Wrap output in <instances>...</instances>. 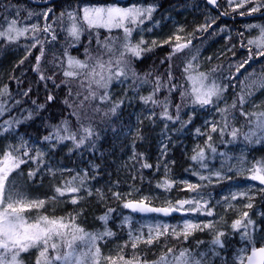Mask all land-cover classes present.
Returning a JSON list of instances; mask_svg holds the SVG:
<instances>
[{
    "label": "trees",
    "instance_id": "1",
    "mask_svg": "<svg viewBox=\"0 0 264 264\" xmlns=\"http://www.w3.org/2000/svg\"><path fill=\"white\" fill-rule=\"evenodd\" d=\"M223 2H218L219 14L207 6L206 0H129L125 3L63 0L47 6H34L25 0H0V32H7L13 21L16 28H31L15 41L0 36L3 83L0 124L6 125L5 133L9 134L10 141L20 136L44 147L48 156L61 159L70 170L66 178L84 170V179L98 190H103L102 201H97L96 195L92 194L80 204L57 209L54 213L45 208L42 215L70 222L87 233L103 229L98 219L106 217L105 228L112 233L111 243L115 246L111 258L116 260V264H123L120 257L139 261L140 264H177L176 258L181 252H186L192 260L199 259L202 254L204 259H199L202 262L208 259L207 255L213 260L217 258L210 248L208 251L206 247H195L191 237L170 234L152 240L151 244L137 242L133 248V241L125 236V228L118 229L113 220L117 212L125 213L123 202L138 200V195L123 197L118 195L120 192L146 190L152 193L155 189L161 193L162 201L186 197L188 193L181 192L182 186L178 182L192 164L190 152L195 145V133L200 134V141L204 140L202 144H207L208 152L215 149L213 153L219 154L229 147L242 146L247 150L251 163L264 165V135L258 134V139H250L249 134L255 125L251 109L246 104V101L256 97V87L264 81V64L261 63L264 57L258 55L257 50L260 49L249 43L252 39L250 32L254 31L251 26H264V18L229 19L258 13L264 7L249 14V10L256 6V0L231 8ZM79 3L156 7L153 17L165 12L174 14L190 35V43L179 51H174L173 43H165L143 47L138 57L126 53L124 59L128 63L121 65L126 75L115 77L116 60L125 51L126 37L121 30L89 27L76 18L80 28L79 39L69 38L66 35L69 27L66 13L70 10L79 13L76 10ZM260 3L264 4V0ZM45 28H48L47 32ZM23 47L26 49L12 58L10 51ZM202 52L205 57L200 71L221 87L220 95L210 103L221 118L220 125L213 128L215 131H204L198 113L192 112L202 110L207 104L201 106L192 102V87L187 79L190 68L185 71L192 58ZM67 58L78 60L86 67H70ZM100 64L104 65L103 70ZM109 66L113 78L104 88L97 81H100L101 75L107 81ZM256 66H259L258 71ZM65 71L75 75L65 76ZM185 91L188 93L186 96L182 95ZM105 93L107 97L102 99ZM50 96L52 99H49ZM149 96L158 103H145L143 98ZM241 96L244 97L243 103ZM225 97L227 100H223ZM165 103L171 119L162 116ZM117 104L119 107L113 112ZM133 111L139 112L135 122ZM65 127L68 133L77 137V141L85 136L84 142L77 146L72 139H61V136L68 135ZM87 128L92 130L91 135L84 131ZM234 130L235 137L232 135ZM0 131H3L1 127ZM161 134L169 137L162 151L158 144ZM131 152L133 160L127 162L126 157ZM91 162L92 169L88 166ZM145 164L149 167H144ZM21 168L27 171L26 166ZM166 168L170 173L171 187L159 188L155 183L167 179ZM45 181L46 177L38 179L35 175L29 182L34 185ZM105 182L115 189H106ZM220 186L213 184L205 191L216 195ZM114 190H118V194ZM253 201V208L264 213V192L257 193ZM145 203L164 207L161 200L146 199ZM174 219L177 218L168 220ZM49 251L55 255L60 253L53 249ZM161 257H166V260L161 261ZM38 259L41 264L45 263L38 256L35 262L28 264H37ZM216 264H220L219 258Z\"/></svg>",
    "mask_w": 264,
    "mask_h": 264
},
{
    "label": "rangeland",
    "instance_id": "2",
    "mask_svg": "<svg viewBox=\"0 0 264 264\" xmlns=\"http://www.w3.org/2000/svg\"><path fill=\"white\" fill-rule=\"evenodd\" d=\"M221 1V0H220ZM223 4L227 7H236L237 5L243 4L245 0H232V3H229V0H223ZM110 7H119L123 9L129 8H152L153 11L151 14L143 13L135 24L125 21L124 26H93L96 28H102L104 30H121L123 36H125V27L131 28V35L127 37L126 43H131L133 45H139L140 49L145 46L150 45H161L165 43H173L175 49L177 44L187 43L189 44L190 35L186 32L182 24L176 20L174 14L165 12L157 17H153V12L156 7L151 6H139L137 4H129L127 6H119L115 4H77L76 10L79 13H76L75 10H70L66 14L68 16L69 27L66 30V35L74 40L69 34V29L72 27L73 23H77L76 18L81 19L83 23L89 26L84 20V9H94V8H110ZM71 13V17L69 16ZM12 25V24H11ZM16 28V26L14 25ZM254 31L250 32L252 37L251 41H260L261 33L259 27H253ZM19 29V28H16ZM30 30L31 28H23ZM8 32V29H7ZM14 39L13 41L19 39L21 36H17L16 32L9 33ZM181 37L180 40H177L176 37ZM126 37V36H125ZM172 41V42H170ZM255 47L261 49L257 44ZM26 47H23L21 50L16 48L10 51L12 58H14L19 51H24ZM257 50V51H260ZM209 54V53H208ZM207 54V55H208ZM206 55V56H207ZM205 57V54L202 52L200 55H196L189 62L191 65L189 75L196 76L200 71L202 64V59ZM264 56H261L263 58ZM67 58V63H69ZM261 63L264 64V59L261 60ZM188 64V66H189ZM2 58H0V73L2 72ZM255 70H259V66L255 67ZM264 80V79H263ZM121 80H119L120 83ZM189 81V80H188ZM206 83H213L210 80H207ZM189 84L192 87V83L189 81ZM2 83V73L0 74V94L2 93L1 88ZM257 92L256 97L251 98L249 101H246V104L251 109L250 115L251 119L254 122L255 128L251 133H255L252 136H249L250 139L257 138L258 134L264 135V129L259 128L258 122L262 118L261 113H264V81H262L256 87ZM214 98V97H213ZM212 98V99H213ZM223 100H227L225 97ZM192 112L198 113V119L202 120V127L204 131L208 129H213L218 127L221 123L220 115L218 110L212 108L211 104H207L202 110H192ZM134 122L135 119L139 117L138 111H133L132 113ZM233 119L236 120V116H233ZM0 127L4 131H0V158L3 157L5 152H10L14 156H19L25 162L22 163L19 168H16L9 175V180L7 182L8 191L12 192L15 196L24 198L27 201H40L43 200L44 204L39 208H31L30 210L23 213L28 222L35 223L39 217L43 216L42 211L47 208L49 212L54 213L55 210L64 208L72 204H80L84 198L95 194L97 201L104 200V192L99 187V190L95 185L90 184L87 180L84 179V174L86 171L82 170L80 172H74L71 177L66 178V175L70 170L62 163L61 159H58L55 156H48L46 149L42 146L37 145L34 142H29L26 139H22L20 136H15L12 141H10L9 134H6V125L1 123ZM134 134V130L132 131ZM199 133L193 135L195 139V145L191 148L190 156L192 164L186 171L185 176L179 179L178 185L182 186L181 192L188 193L186 197H175L168 198L165 201L160 199L162 196H159L161 193H157L156 190L152 193L144 190L141 192L131 190V193L120 192L114 190L119 196L126 197L127 195L133 194L138 195V200L136 202L145 203L146 199L152 200H161V203L164 207H176L179 208V201H193V203L185 204L183 206V211L186 212L185 216L179 217L171 220L159 219L157 217H135L128 213L117 212L113 217V220L116 221L117 228H125V236L127 239L133 241V243L147 241L149 236H152V240L157 239L166 234H170L174 237L182 236L184 232V223L190 222L197 227L190 230V234L187 237L192 238V243L195 247L200 246L201 248L206 247V250L214 251L217 258L212 259V256L207 255L208 259H205L203 262L199 259L201 264H216L218 258L220 264H241V258L244 257V262L246 255L249 254L252 247H264V213L260 212L259 209L253 208L255 202L254 198L257 196V193L264 192V188L260 186L257 180L251 179L250 177L255 174L254 169L257 167H264L260 162L256 164L251 163V159L247 154V150L242 146L229 147L227 150H224L222 153H213V151L208 152L207 144H202L204 140H199ZM169 137L166 134H161L158 137V144L161 151L165 149ZM27 150L28 155L25 156L23 153ZM201 150H203L204 158L193 160V156H196ZM37 153L42 155L37 156ZM133 160V153L131 152L127 157L126 161L131 162ZM22 166L27 167V171H23ZM90 169H92L93 163L88 164ZM32 172L34 175L30 176L29 173ZM38 175V179L44 177L47 178L46 183H37L31 184L29 181ZM167 179L155 183L159 188H170L171 179L170 173L166 168ZM201 177H204L201 179ZM75 178V179H74ZM82 181V182H81ZM106 189H115L111 186L110 183L105 182ZM154 184V186H155ZM218 184L221 185L218 188V192L215 195L213 192L205 191V188ZM190 185L194 187H189ZM69 186L76 187L77 192H68L67 188ZM61 188L64 191V195H60L56 189ZM235 196V198H233ZM7 197V192H6ZM73 199L76 200L73 203ZM130 200H126L128 202ZM126 202H123V206ZM199 202V207L197 203ZM147 204V203H146ZM251 207H248V205ZM211 211V215H208L207 212ZM247 213V217L243 214ZM47 216V215H46ZM49 217V216H47ZM236 220L241 221V225L238 229H233L232 225ZM248 220H251V224H248ZM100 226L103 229H100L99 232H93L91 234L97 235L99 238L96 240L95 247L100 249V255L98 257L99 264H108L110 262L112 249L115 246L111 243V235H104L105 232H108L105 228L106 223L105 219L99 218ZM157 225H167L168 231L164 232L163 227H161V234L157 236L156 226ZM204 225H210L205 227ZM150 228L153 231L150 233ZM249 233V236L246 237L243 233ZM219 233H223V236H220L221 243L216 245L213 243V240L218 236ZM72 231L71 229L67 230L66 240L71 239ZM55 242L58 247L55 249L57 252L63 253L66 252L67 245L66 242H62L59 237H54ZM61 240V243H60ZM51 241L49 242L48 249L51 250ZM76 245L79 249L83 248V251L87 252L88 248L84 246L80 241L76 242ZM43 245L38 247H30L27 251L20 252L18 261L19 264H28L32 261L35 262V258L39 256L40 251L42 250ZM210 248V250H209ZM96 248H92L91 251L95 252ZM48 250V256L54 257L55 253ZM0 254H4L6 260L10 261L12 253H4L3 249H0ZM212 255V254H211ZM212 262V263H211ZM55 264H61L60 261H53ZM45 264V263H42Z\"/></svg>",
    "mask_w": 264,
    "mask_h": 264
},
{
    "label": "snow or ice",
    "instance_id": "3",
    "mask_svg": "<svg viewBox=\"0 0 264 264\" xmlns=\"http://www.w3.org/2000/svg\"><path fill=\"white\" fill-rule=\"evenodd\" d=\"M210 4L215 5L216 0H208ZM245 2H249V0H245ZM229 3H232V0H229ZM242 6V5H237ZM264 7V4L260 3V0H256V6L252 7L249 10V14L253 12H257ZM153 11L152 8H129L123 9L119 7H110V8H94L84 9V20L89 25V27L93 26H124L125 21L135 24L137 19L143 14H151ZM47 16V13H45ZM71 17V13H69ZM15 21L12 22V25L9 26L8 32H0V36H5L9 40L14 39L9 33L16 32L17 36L23 35L27 29H16L14 27ZM251 27H259L261 33L260 41H249L250 44H257L261 49H264V26L252 25ZM33 30H36V27L33 26ZM44 31H48V28H45ZM131 28L125 27V36L126 39L131 35ZM69 34L75 39H79L80 28L77 23H73L72 27L69 29ZM55 38V37H53ZM177 40H180L181 37L177 36ZM190 43V41H189ZM187 43L177 44L174 51L182 50L187 47ZM125 51L120 53V58L116 60L117 70L115 71V77H120L126 75L124 67L121 65H126L128 63L127 60L124 59L126 53H131L133 56H139L140 49L139 45H133L131 43H126L124 45ZM259 56H264V50H260L258 52ZM249 59H251V54ZM39 60V57H37ZM247 63V61H245ZM111 62H109V65ZM69 66L75 67H86V65L78 60H74L72 58L69 59ZM242 66V65H241ZM99 67L103 70L104 65L100 64ZM191 67L189 64L186 67L185 71L188 72V69ZM109 75L107 77V81L104 80V76L101 75L100 81H97L99 86L107 88V83L111 81L113 75L111 73V67L109 66ZM239 71V68H237ZM65 76H73L75 73L65 71ZM43 78V77H42ZM187 79L192 83V95L194 104H199L201 106L209 104L212 102L213 97H217L220 95L221 87L217 85L215 82L208 84L206 81L208 80V76L205 73H199L196 76L189 75ZM103 81V83H101ZM95 95V93H92ZM182 95H188L187 91L182 93ZM107 93L102 99H106ZM49 99H52L50 96ZM145 103L151 101L152 103H158L153 97L149 96L143 98ZM244 102V97L241 96V103ZM116 107H119L117 104L113 107L112 111L115 112ZM162 116L167 119H171L167 111V104L164 105V112ZM261 119L258 122V127L264 129V113H261ZM64 131L68 133L67 127H65ZM84 131L88 134H92V130L90 128L84 129ZM215 131V129H213ZM255 133H250L249 136L254 135ZM232 135L235 137L236 132L233 131ZM248 138V137H246ZM47 139V138H46ZM61 139H72L77 142V146L82 144L86 139L85 136H81L77 141V137L74 134L68 133V135L61 136ZM215 151V149H213ZM25 156L28 155L27 150L23 153ZM42 155L41 153H37V156ZM193 160L203 159L204 153L201 150L196 156L192 157ZM19 156H14L10 152H5L3 157L0 158V249L4 250V253H12L11 260L8 261L5 258L4 254H0V264H19L18 257L20 252L27 251L30 247H40L43 245L42 250L39 253V256L44 259L45 264H53V261H60L61 264H99L98 257L100 255V249L96 248L95 252L91 251L92 248H95L96 240L99 238L97 235H93L91 233H87L83 228H80L72 223H64L63 220L58 219H50L47 216H41L35 223H30L23 215L24 212L30 210L31 208H39L44 204L43 200L40 201H27L24 198L15 196L12 192L7 189V182L9 180V175L12 171L24 163ZM144 167H149V165L145 164ZM255 174L250 178L254 180H259L261 184H264V167H257L254 169ZM30 176L34 175V173L30 172ZM204 177H201L203 179ZM75 179V178H74ZM82 182V181H81ZM189 187H194L190 185ZM56 191L60 195H64V191L61 188H57ZM68 192H77L78 189L76 187L69 186L67 188ZM7 192V197H6ZM235 198V196L233 197ZM76 202L75 199L72 201ZM180 207H165V208H146L143 206V203L140 204H132L127 203L124 205L126 208H132L133 211H141V212H159L164 215H168L171 211H180L183 210V206L185 204L193 203V201H179ZM197 206L199 207V202ZM248 207H251L249 204ZM208 215H211V211L207 212ZM247 217V213L243 214ZM101 219H106V217H102ZM248 224H251V220H248ZM241 225L240 220H236L232 227L233 229H238ZM205 227H209L210 225H204ZM163 227L164 232L168 231L167 225H157L156 226V234L157 236L161 234L160 229ZM197 227L190 222L184 223V232L183 235L187 237L190 234V230ZM71 229L72 236L71 239L66 240L67 251L63 253H57L54 257H49L46 255L48 253V245L51 241V248L53 250L57 249L58 245L54 240V237H59L62 240L67 236V230ZM150 233L153 229L150 228ZM104 235H112L111 232H105ZM223 233H219L218 236L213 240V243L216 245H220L223 247L220 236H223ZM244 236L248 237L249 233H243ZM80 241L84 246L88 248V251L85 252L78 248L76 242ZM147 243H152V236L150 235L146 241ZM133 248L136 247V244L133 243ZM171 251V249L169 250ZM90 258V259H89ZM110 264H116V260L113 258H109ZM120 260L123 261V264H140L139 261L125 260L124 257H120ZM166 257H161V261H165ZM177 264H201L199 260H192L188 258L186 252H181L180 256L176 258ZM247 264H264V247L256 248L255 246L251 249V254L246 255ZM37 264H41L40 259L37 260ZM241 264H244V257L241 258Z\"/></svg>",
    "mask_w": 264,
    "mask_h": 264
},
{
    "label": "water",
    "instance_id": "4",
    "mask_svg": "<svg viewBox=\"0 0 264 264\" xmlns=\"http://www.w3.org/2000/svg\"><path fill=\"white\" fill-rule=\"evenodd\" d=\"M25 1L30 3V4H32V5H34V6H47V5H50V4L55 3L57 1H63V0H47V1H42V2L34 1V0H25ZM86 1H89V0H86ZM97 1H99V0H97ZM112 1H116L118 3H125V2H127L129 0H112ZM218 2H219V0H216V4L213 5V4H210L208 2V0H206L207 6L211 10L216 11V12H218L220 14L218 6H217ZM260 18H264V9L262 11L258 12V13L251 14V15H248V16H245V17L229 18V19L234 21V20H237V19H260ZM257 181L260 184V186L264 188V184H261L259 182V180H257ZM127 203L140 204L141 202L128 201L125 204H127ZM143 206L146 207V208H165V207H157V206L149 205V204H146V203H143ZM123 208H124L125 212H127L128 214H130L132 216H135V217H143V218L157 217L159 219L168 220L170 218H179V217H182V216L186 215V212L183 211V210L171 211V212H169L168 215H164L163 213H159V212H148V211L141 212V211H138V210L137 211H133L132 208H126L124 206H123ZM250 254H251V251L249 252L248 255H250ZM244 264H247V260L246 259H245Z\"/></svg>",
    "mask_w": 264,
    "mask_h": 264
},
{
    "label": "bare ground",
    "instance_id": "5",
    "mask_svg": "<svg viewBox=\"0 0 264 264\" xmlns=\"http://www.w3.org/2000/svg\"><path fill=\"white\" fill-rule=\"evenodd\" d=\"M263 188V187H262Z\"/></svg>",
    "mask_w": 264,
    "mask_h": 264
}]
</instances>
